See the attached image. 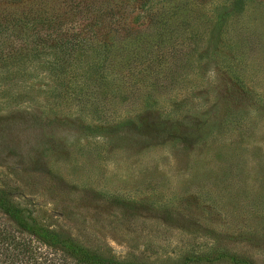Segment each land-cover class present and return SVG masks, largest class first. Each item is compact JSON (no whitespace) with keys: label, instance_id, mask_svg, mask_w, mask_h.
Returning a JSON list of instances; mask_svg holds the SVG:
<instances>
[{"label":"rangeland","instance_id":"1","mask_svg":"<svg viewBox=\"0 0 264 264\" xmlns=\"http://www.w3.org/2000/svg\"><path fill=\"white\" fill-rule=\"evenodd\" d=\"M178 3L188 23L158 53L169 12L141 0H0V20L54 11L68 34L97 18L102 42L72 68L0 37V191L124 263L264 264V0Z\"/></svg>","mask_w":264,"mask_h":264},{"label":"trees","instance_id":"2","mask_svg":"<svg viewBox=\"0 0 264 264\" xmlns=\"http://www.w3.org/2000/svg\"><path fill=\"white\" fill-rule=\"evenodd\" d=\"M149 1L141 0L142 15L144 14L145 18L152 20L160 17L159 15L167 10L169 15L165 18L170 29L162 30L165 35L156 32L152 36L153 43L151 42L149 47L158 53L161 52L162 47L172 49L174 46L172 37L176 31L175 23H188V14L185 9L187 6L178 3L182 0H154L150 3ZM174 2L176 3L173 4ZM167 4L168 6H166ZM102 8L103 4L98 7V10ZM62 15V13H55L54 11L40 14L29 11L19 18L12 16L10 19L0 20V37H7L8 40L16 44L15 46H12L13 44L8 45L10 52L14 55L34 56L50 50L55 55L57 54L62 62H67L70 67L76 68L84 61L86 54L89 55L95 49L99 51L102 48V42L95 46L99 41L93 45L90 37L87 36L92 29V24L98 19L92 17L89 25L87 23L84 25L82 29L84 36L78 40V35H82L81 32L68 34L65 30L61 31L62 20H64ZM107 16L110 19L113 14L108 13ZM155 23H157L156 20ZM46 31L47 33H45ZM127 34L131 36L132 31L127 32ZM108 44L113 46L109 39L104 45L107 46ZM163 53L158 59H155L158 68L165 63ZM90 65L92 62H86L85 70L83 69L85 72L81 76L84 90L89 82L95 81L94 77L97 76L95 74H98L95 66ZM0 214L8 221H3L2 217L0 219V264H141L124 263L83 248L72 240L61 238L57 233L42 228L32 216L26 215L21 207L17 206L7 194L1 191ZM197 261L200 260L194 262L197 263Z\"/></svg>","mask_w":264,"mask_h":264}]
</instances>
